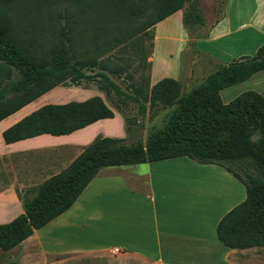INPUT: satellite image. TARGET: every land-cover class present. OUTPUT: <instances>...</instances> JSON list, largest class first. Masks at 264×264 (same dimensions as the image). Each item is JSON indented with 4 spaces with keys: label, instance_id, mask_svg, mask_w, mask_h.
Wrapping results in <instances>:
<instances>
[{
    "label": "crops",
    "instance_id": "0c3cea01",
    "mask_svg": "<svg viewBox=\"0 0 264 264\" xmlns=\"http://www.w3.org/2000/svg\"><path fill=\"white\" fill-rule=\"evenodd\" d=\"M152 32L149 89L172 78L183 90L187 80L189 88L211 74L190 83L207 65L195 69L182 63L187 31L181 12L156 23ZM176 39L179 54L177 59L172 54L171 61L166 43ZM263 44L264 0H225L220 16L194 47L217 65L216 70L254 56ZM164 56H169V63L161 59ZM244 83L251 87L247 91L263 93L264 70L222 90V102L245 92ZM100 97L105 101L102 93ZM25 107L0 121V224L24 214L23 195H32L66 170L96 137H127L123 116L112 109V119L69 135H40L6 144L2 132L36 110L18 116ZM244 199L245 187L224 168L187 157L104 168L71 208L15 248L0 250V264H25L29 259L33 264H264V248L232 249L217 237L221 218Z\"/></svg>",
    "mask_w": 264,
    "mask_h": 264
},
{
    "label": "trees",
    "instance_id": "16d2710c",
    "mask_svg": "<svg viewBox=\"0 0 264 264\" xmlns=\"http://www.w3.org/2000/svg\"><path fill=\"white\" fill-rule=\"evenodd\" d=\"M17 1L21 0H0V12ZM114 1L110 12L100 7L92 10L99 16L106 13L117 16L125 3L123 0ZM155 1L156 20L137 26L136 32H149L156 23L181 10L185 3L182 26L188 35L192 36L195 30L205 26L199 0ZM82 13L84 15L85 10ZM73 15L75 18L76 14ZM73 19L62 31L65 40L59 41L47 55L40 56L13 38L7 21L0 17L1 80L5 76L0 83V121L55 87L67 83L80 85L91 78L81 69L98 66L102 56L98 53L100 48L95 47L96 53L88 59H77L72 36L76 24ZM113 21L110 29L108 26L98 27L93 39L96 41L110 33L108 50L121 52L129 34L123 25ZM144 66L145 70L150 69L149 62L145 61ZM102 70L114 75L120 72V67L109 70L103 65ZM262 70L264 44L252 57L218 66L186 94L182 93L181 84L172 78L161 79L151 89L148 88V79L141 78L147 90L143 96L140 95L142 87L132 84L129 90L134 93L129 98L137 102L142 111L146 110L144 104L148 105V111H170L164 127L152 133L144 145L128 146L125 139L96 137L66 170L34 189L32 195H23L24 214L10 223L0 224V250L15 248L34 231L71 208L101 169L179 157L220 166L241 181L245 187V199L221 218L216 227L217 237L224 246L232 249L264 248V92L246 91L227 104L220 97L222 90L245 82ZM12 71L14 75L11 76ZM100 78L99 90L107 99L110 92L122 94L107 73H101ZM119 113L125 120V131L130 135L132 128L124 114ZM113 117L112 109L98 96L84 101L47 104L4 130L2 138L10 144L40 135H69Z\"/></svg>",
    "mask_w": 264,
    "mask_h": 264
},
{
    "label": "rangeland",
    "instance_id": "374dc122",
    "mask_svg": "<svg viewBox=\"0 0 264 264\" xmlns=\"http://www.w3.org/2000/svg\"><path fill=\"white\" fill-rule=\"evenodd\" d=\"M112 1L114 0H21L0 12V17L7 21V26L10 28L13 38L15 37L16 40L30 47L40 56L47 55L48 51L59 41L65 40L62 31H64L63 29L67 23L74 18L73 14L75 13L76 15L73 20L76 24L73 25L74 31L72 36L75 40L77 59L80 61L88 59L96 53L95 47L100 48V52L98 53L102 55L97 67L81 69L85 75L91 77L90 79L81 82L80 85L67 83L66 85L55 87L56 89L50 90L30 103L18 116L47 104L84 101L93 96L100 97L102 93L107 105L113 110L122 112L132 128L131 134L127 135L125 139L126 145L131 146L137 143L144 145L152 133L164 127L170 112L169 110L148 111V105L144 104L146 110L142 111L138 103L129 98L134 93L133 90H129L132 84L142 87L141 96L147 93L146 84L140 81V79L145 78L149 81V69L145 70L143 67H145V61L149 62L148 59L153 53V35L151 34L153 32L150 29L149 32L139 33L135 31V28L143 23H151L156 20L158 15L154 9L156 1L123 0L125 3L124 9L117 16H111V13L99 16L92 10L100 7L110 12L111 5L113 4ZM224 2L225 0H199L202 15L206 19L207 24L195 30L192 36H189L187 33V41L182 53V63L186 67L195 69H197V66H207H205L204 72L199 73L190 83L198 82L206 74L213 73L215 66H217L211 60H208L205 55L195 52L193 44L195 43L196 36L206 35L208 25L216 21L220 16ZM186 6L187 4L185 3L184 7L177 12L183 14ZM88 7H90L89 10L87 9ZM84 10L85 14L83 15L82 12ZM113 20L123 25L129 34L124 43L125 48L121 52L115 49L108 50L112 37L110 33L108 35L105 34L104 37H99L96 41L93 39V34L97 31L98 27L108 26L107 29H110L114 25ZM104 43L106 44L104 45ZM166 44L168 45V50L171 51V61H173V55H175L174 59H177L180 48L178 39ZM162 50L161 48L160 51ZM161 59H165L169 63V56L161 57ZM103 65L109 70L120 67V72L112 75L102 70ZM101 73H107L118 84L122 92L121 95L110 92L108 99L106 98L105 93L99 90V84H102ZM12 75H14L13 71ZM1 78L2 75H0V83L5 79V76H3V80ZM187 83H189L188 80L185 86H187ZM247 83L242 84L247 88L245 92L251 88H248L249 84ZM197 85L196 83V85L189 88L184 86L182 93H188ZM223 98L224 100L226 99L225 94H223ZM25 262V264L34 263L30 259Z\"/></svg>",
    "mask_w": 264,
    "mask_h": 264
}]
</instances>
